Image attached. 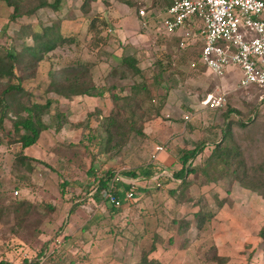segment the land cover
Segmentation results:
<instances>
[{
    "label": "rangeland",
    "instance_id": "obj_1",
    "mask_svg": "<svg viewBox=\"0 0 264 264\" xmlns=\"http://www.w3.org/2000/svg\"><path fill=\"white\" fill-rule=\"evenodd\" d=\"M128 1L131 5L120 0L93 4L91 10L99 11L94 13L100 36L88 29L90 18L80 8L82 0H63L56 10L42 8L36 15L16 21L9 19L12 8L0 1V53L10 47L20 49V41L31 45L30 31H41L44 26L52 28V36L62 38L39 62L35 76L22 81L32 94L31 99L20 101L44 102L57 97L47 92L51 75L59 79L80 71V66L83 73L88 68L98 88L111 87L110 93L117 95L115 101L108 93L59 97L43 116L53 127L24 150L33 159L32 170L18 162L19 145L2 140L0 130V261L22 264L58 237L61 241L66 238L62 255L43 264H138L144 253L161 264H264V241L257 234L264 224V199L225 177L210 181L217 175L211 168L207 175L202 170L190 172L185 185L180 179L164 184L153 175L138 180L134 197L115 204L119 211L111 209L109 201L93 199L94 178L108 170L158 167L152 158L157 146H163L170 156L169 171L162 178L177 172L182 166L181 150L221 137L223 112L228 108L236 109L244 119L255 116V126L247 128L238 127L232 118V131L247 163H264V102L253 114L256 91L236 89L227 95L223 108L206 109L201 100L218 92L219 80L200 64L190 66L199 40L183 49L179 40L163 33L159 16L167 0ZM141 8L151 16L139 17ZM102 19L106 23L100 25ZM20 29L22 40L17 34ZM128 55L138 59L142 76L134 75L121 62ZM161 68L158 83L155 75ZM232 79L237 81V77ZM141 81L151 98L141 91L125 99L129 87ZM7 82L0 79V90ZM15 106L18 102L11 103L12 110ZM184 115L190 116L188 121ZM108 116L121 124L112 127L114 137L122 142L118 152L116 148L105 150L106 133L101 126ZM61 122L64 124L56 131ZM10 124L5 121L6 127ZM135 127L144 134L138 135ZM209 151L204 148L193 165H200ZM63 182L65 192L61 193ZM16 185L18 195L28 201L18 210L13 208ZM169 189H176L173 196ZM85 193L91 198L82 202Z\"/></svg>",
    "mask_w": 264,
    "mask_h": 264
},
{
    "label": "trees",
    "instance_id": "obj_2",
    "mask_svg": "<svg viewBox=\"0 0 264 264\" xmlns=\"http://www.w3.org/2000/svg\"><path fill=\"white\" fill-rule=\"evenodd\" d=\"M5 2L7 6L12 8L10 13V20L16 21L17 18L23 16H33L37 14V11L42 8H50L52 10H56L61 6L63 0H0ZM96 0H82L81 10L87 14V18H90L88 21V29L94 32V35H99L101 33V28L96 25V20L98 19V15H95L93 10H91V3ZM107 2L108 0H102ZM121 2L131 5V2L128 0H120ZM173 0H167L166 7H168ZM148 13V11H146ZM151 12L148 13L146 17L138 16L144 19L151 16ZM106 23L103 19L100 21V25ZM32 44L27 45L20 41L21 47L20 49H16L15 47H10L4 51V53H0V79L8 80L7 84L2 87L0 90V130H2L3 138L2 140H6L9 144L16 143L19 145V151L17 154L18 162L21 164H26L28 170H32L30 167V162L33 161L32 158L28 157L24 150L28 147L33 146L37 140L39 139L41 133L53 127L52 123H47L44 121L43 116L49 114L51 111V105L58 103V98H70L72 96H98L102 97L106 93L112 96V99L115 101L117 98L116 94L110 93L111 87L98 88L92 81L90 74L87 72V67L84 68V73L80 71L74 72L73 74L63 76L62 78H56L51 75L50 82L48 83L47 92L54 93L57 97H48L44 102H29L25 103L20 101L23 97H28L31 99L30 95L32 94L30 90L25 89L22 81L27 80L29 78H33L35 76V70L39 65V62L43 60L44 56L53 50L57 41H62L61 36H52L53 32L51 27L44 26L41 31H30ZM19 39L23 38L22 30L20 29L17 33ZM177 41L179 38H175ZM22 40V39H21ZM201 44L199 43L198 49L195 52V59L199 57ZM121 62L124 65H127L134 73V75L142 76V71L138 66V59L134 55L124 56L121 59ZM156 65L160 68L161 61L158 59L156 61ZM162 73V68L159 69L155 75L156 81L160 82V77ZM13 80L16 83L12 82ZM130 95L125 97V99H130L136 97L141 91H146L147 95H149L148 87L144 82L134 83L130 87ZM257 103L254 102L253 114H257V110L260 107V104L264 102V100H260L259 96L261 91H256ZM18 102V107L15 110L11 109V103L16 105ZM20 102V103H19ZM161 105H159L155 109V114L158 115L161 109ZM213 111H218L217 109H208ZM12 113L13 116L9 115ZM239 112L234 108H228L223 112L225 126L222 130V135L217 141H202L198 143L193 148H185L181 150V158H182V166L181 168L171 174V176L163 177L162 175L159 177L160 180L163 181L164 184L176 182V180L180 179L183 185L187 184L186 177L190 172H194L197 170H202L205 175L209 174L208 168H211L216 176H213L210 181L215 182L223 177L227 178L230 182L237 183L240 187L249 190L264 199V163L256 162L253 164H248L244 155V151L241 148L240 144L235 138V135L232 131L233 119H235L236 125L240 128H247L251 126H255L256 120L254 115H250L247 119H244ZM57 117H63V113L56 112ZM234 116V117H233ZM116 117L108 116L105 118L104 124L101 126L102 131L106 133L105 140V150L109 148H116V152H118L121 148L122 142L118 140L117 137H114L112 133V127L116 125L121 127V124L115 119ZM233 118V119H232ZM10 121V126H5V121ZM134 119L130 120V124H134ZM64 122H61L55 126L56 131H58ZM79 124V123H78ZM138 135H143L140 127H135ZM112 141L114 143H112ZM210 148L209 154L203 159L200 165H193V161L196 157L201 154L204 148ZM200 157V161H201ZM160 172V168L152 167V170L148 168H142L141 171H137L136 169L125 170L119 172L121 175L126 176L128 178H141L140 180H146L150 176L155 173ZM114 171L108 170L106 173L99 177H95L92 183H95V192L92 195L93 199H98V201L104 200L108 202V199H103L100 197V191L102 189H108L109 183L113 177ZM161 181V182H162ZM65 182L61 183L59 190L61 193L65 192L64 190ZM114 189H111L113 196L117 197L121 203L124 200L123 192L126 190V186L123 182L117 181L114 183ZM18 190V185L16 188L12 189L13 191ZM176 189H169L170 195H174ZM88 193H85L82 202H87L89 200ZM14 210L20 209L19 206L27 203V199L21 195H13ZM77 204V203H76ZM80 205V203H79ZM221 205V203H219ZM2 208V207H0ZM73 210V207L71 208ZM114 211H119V206H115L112 203V207ZM71 210V212H72ZM210 216V213H208ZM206 217L207 215H202ZM209 219V217H208ZM258 236L262 238L264 241V224L258 229ZM66 239V238H65ZM63 239L62 241H64ZM48 243V242H47ZM47 243L38 251L36 256L40 255ZM63 251V246L55 249L47 258V261H52L58 255L61 256ZM224 259V258H223ZM36 262V261H35ZM27 259L22 262V264H27ZM0 264H5L0 261ZM62 264H73V261ZM138 264H161L158 260L148 259L147 255L144 253L142 255V259Z\"/></svg>",
    "mask_w": 264,
    "mask_h": 264
},
{
    "label": "built area",
    "instance_id": "obj_3",
    "mask_svg": "<svg viewBox=\"0 0 264 264\" xmlns=\"http://www.w3.org/2000/svg\"><path fill=\"white\" fill-rule=\"evenodd\" d=\"M138 13L142 17L148 15L143 8ZM159 18L163 33L180 38V48L185 49L199 40V57L191 63L192 67L200 64L219 78L235 67L240 71L237 88H256L261 91L259 99L264 100V0H173ZM226 95L225 92L208 95L202 103L209 109H221L226 104ZM184 119L188 120L189 115ZM113 174L109 188L100 191L102 198L121 204L111 191L114 183L121 181L126 186L124 200H131L136 178L123 176L119 171ZM161 175L162 172H157L153 179ZM13 193L17 195L18 191ZM62 245L61 239L52 238L43 252L28 259L27 264H43Z\"/></svg>",
    "mask_w": 264,
    "mask_h": 264
},
{
    "label": "crops",
    "instance_id": "obj_4",
    "mask_svg": "<svg viewBox=\"0 0 264 264\" xmlns=\"http://www.w3.org/2000/svg\"><path fill=\"white\" fill-rule=\"evenodd\" d=\"M97 1V0H96ZM96 1L95 2H92L91 3V8H93V4H95L96 3ZM94 9V8H93ZM92 9V10H93ZM94 12H99V11H94ZM145 24V23H144ZM173 36V38H179L178 36H175V35H172ZM179 40H180V38H179ZM195 43H193L192 45H194ZM201 44V43H200ZM191 46V45H190ZM197 60H198V58L197 59H195V61L193 60V61H191V63L192 62H197ZM191 63H190V66H191ZM197 65L198 64H196V66L195 67H197ZM192 67V66H191ZM201 68H203L205 71H206V73H208V74H212V75H214L215 77H217L218 78V80H219V83H218V85H217V93L216 94H213V93H208L207 95H206V97L208 96V95H212V96H214V95H217V94H219L220 92H225L227 95L231 92V91H234V90H236V89H239V88H237V86H238V81H239V78H240V71L237 69V68H235V67H231V68H229V70H228V72H226L225 73V75H224V77L223 78H219L218 76H216L210 69H208V68H205V67H203L202 65L200 66ZM192 68H194V67H192ZM232 77H237V81H234L233 79H232ZM230 85V86H229ZM232 86V87H231ZM250 90H254V91H259L258 89H256V88H251ZM227 95H226V99H227ZM203 100L204 99H202L201 100V104L206 108V109H209V108H207L202 102H203ZM220 109V108H219ZM185 116V115H184ZM184 116H183V118H184ZM189 118H190V116H189ZM185 120V119H184ZM189 120V119H188ZM188 120H185V121H188ZM156 151H155V154L153 155V157H155V161H156V164H157V166H158V168H160V172H162V173H166V172H168L169 170L167 169V168H169V167H167V165H169V162H168V160L170 159V156H169V154L168 153H166L165 151H164V148H163V146H157L156 147V149H155ZM159 161V162H158ZM169 176H171L170 174H169ZM141 179V178H140ZM139 178H136V180H137V182L136 183H138L139 181L138 180H140ZM237 184L236 183H234V186H236ZM137 186V185H136ZM137 188V187H136ZM244 189V188H243ZM137 190V189H136Z\"/></svg>",
    "mask_w": 264,
    "mask_h": 264
}]
</instances>
